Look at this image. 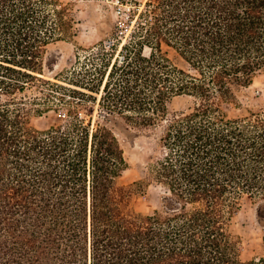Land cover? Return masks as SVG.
I'll list each match as a JSON object with an SVG mask.
<instances>
[{
  "label": "trees",
  "instance_id": "obj_1",
  "mask_svg": "<svg viewBox=\"0 0 264 264\" xmlns=\"http://www.w3.org/2000/svg\"><path fill=\"white\" fill-rule=\"evenodd\" d=\"M50 5L0 0V264H264V108L243 105L264 74V0H147L137 41L109 68L102 119L92 127L75 114L39 129L33 119L46 111L36 105L53 97L45 85L81 94L44 74ZM36 85L43 96L27 94ZM183 96L194 106L171 113ZM115 117L160 131L148 184L122 182ZM150 183L168 193L143 212ZM245 201L263 229L252 260L234 230Z\"/></svg>",
  "mask_w": 264,
  "mask_h": 264
},
{
  "label": "rangeland",
  "instance_id": "obj_2",
  "mask_svg": "<svg viewBox=\"0 0 264 264\" xmlns=\"http://www.w3.org/2000/svg\"><path fill=\"white\" fill-rule=\"evenodd\" d=\"M49 2L51 5L48 9L51 10L52 16L50 30L56 28V34L40 57L44 74L46 79L59 83L64 90L75 89L81 94L77 97L67 94L64 97L62 92L52 91L49 85H45L44 93L50 92L53 97L47 106L36 105V109H45L46 112L43 116L36 115L33 124L39 129H49L57 124H67L74 120L76 114L87 123L91 121L94 127L104 115L100 99L107 74L112 68L111 65L127 54L128 48L137 41L140 30L136 14L139 9L141 12L145 10L147 0ZM59 11L62 13L57 17ZM71 19L74 21L70 22ZM164 50L171 56L175 55L167 46H164ZM144 53L149 56L151 49L146 46ZM41 89L36 85L30 88L27 94L36 93V97L43 96L39 93ZM62 97L66 100L61 101ZM243 105L253 110L264 108V74L256 78L249 96L243 99ZM193 106V98L177 97L170 103L169 111H189ZM233 114H242V111L234 110ZM111 125L120 139L128 162L122 182L131 184L146 181L148 184L151 159L161 157L164 152L160 131L128 130L125 121L120 117L112 118ZM150 184L137 202V208L143 212L162 208L163 198L168 193L164 187ZM257 208L258 205L245 201L234 220V230L242 238L240 251L244 260H252L263 253V229L257 217Z\"/></svg>",
  "mask_w": 264,
  "mask_h": 264
},
{
  "label": "bare ground",
  "instance_id": "obj_3",
  "mask_svg": "<svg viewBox=\"0 0 264 264\" xmlns=\"http://www.w3.org/2000/svg\"><path fill=\"white\" fill-rule=\"evenodd\" d=\"M107 83V82H106Z\"/></svg>",
  "mask_w": 264,
  "mask_h": 264
}]
</instances>
